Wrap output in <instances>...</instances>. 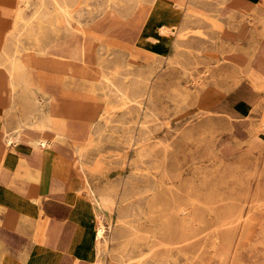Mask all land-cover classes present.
<instances>
[{
  "label": "rangeland",
  "instance_id": "rangeland-1",
  "mask_svg": "<svg viewBox=\"0 0 264 264\" xmlns=\"http://www.w3.org/2000/svg\"><path fill=\"white\" fill-rule=\"evenodd\" d=\"M46 1L30 0L24 9L25 22L15 26L11 41L16 46L3 67L16 69V88L7 90L8 97L2 93L11 104L20 105L9 108V115L33 118L24 119L25 130L49 131L45 135L51 139L50 162L60 150L73 158L81 179L76 190L90 199L97 224L101 218L110 226L100 244L101 263L264 264V87L258 85L264 77L241 71L236 76L239 82L223 86L221 80L228 74H212L213 66L231 62L227 57L235 52L248 59L260 53L254 23L246 21L252 24L246 43L223 42V36L215 42H181L176 55L162 58L143 46L142 34L138 37L155 0ZM229 1L178 0L190 7L214 3L215 13ZM17 5L0 0V43ZM189 12L205 30L219 29L221 34L225 30L222 25L206 24L212 18L208 12L196 8ZM67 25L81 36L84 60L96 66V76H84L81 70L65 74L33 68L50 36L71 39L64 31ZM227 26L237 30L238 21ZM159 29L173 32L174 27ZM262 32L264 42V28ZM192 45L204 48L199 52ZM183 53L193 59L191 66L181 60ZM213 53L223 58L204 60ZM0 73L6 77L4 70ZM229 85L231 89L245 85L258 95L247 115L237 114L231 105L215 106L214 100L201 104L207 88L224 90ZM67 120L74 125L69 123V135H62L58 131ZM132 180L143 197L127 198ZM172 184L176 204L169 191ZM131 207L136 216L128 217ZM133 224L136 230L132 231ZM24 228L33 229L34 221H26ZM152 247L148 258L137 260ZM32 255L22 250V264Z\"/></svg>",
  "mask_w": 264,
  "mask_h": 264
},
{
  "label": "crops",
  "instance_id": "crops-1",
  "mask_svg": "<svg viewBox=\"0 0 264 264\" xmlns=\"http://www.w3.org/2000/svg\"><path fill=\"white\" fill-rule=\"evenodd\" d=\"M7 1L18 3L15 15L22 3L19 0ZM206 5L196 7L194 3L190 7L187 2L179 3L178 0H156L138 34V37L142 34L143 46L162 58H168L177 54L176 48L181 42L208 43L223 36V42L228 39L230 42L246 43L247 28H252V24H246L249 20L254 23L255 42H259L260 53L248 59L246 54L235 52L227 57L231 62H221L213 66L212 74H228L227 79L221 80L223 86L225 83L239 82L240 79L236 76L241 71L247 73L252 70L264 77V73H259V70H264V42L260 36L264 28V0H230L223 3V8L218 13L212 10L214 3L208 2ZM194 8L208 12L212 18H207L209 22L206 24L213 27L222 25L225 29L222 34L219 29L212 32L205 30L198 17L192 18L194 13L189 11ZM237 21V30H231L227 26ZM161 25L173 26L174 30L162 32L159 29ZM14 27L12 19V25L0 43V58L5 59L2 57L4 45L16 37ZM189 30L192 33L188 34ZM195 30L201 33L195 34ZM194 48L200 52L204 47L192 45V49ZM222 58L220 54L213 53L207 54L204 60L210 62L212 59ZM181 60L187 65L194 63L187 53L182 54ZM3 70L6 77L0 73V264H22V250H29L33 254L31 258L25 259L26 264H92L97 222L92 214L90 199L85 192L76 190L81 185V179L73 167L71 155L60 150L50 162L51 155H46L49 148L39 151L32 145L34 138L49 134V131L39 127L26 129L25 140L10 145L5 142V130H12L18 122L29 117V114L13 117L7 112L12 107L20 108V105H13L8 98L4 99L2 91L8 97L7 90H10V86L6 68L0 67V71ZM258 85L264 87V82ZM231 88L230 85L224 90L207 88L205 91L208 94L201 104H211L209 101L214 100L218 101L214 103L215 106L231 105L237 114L247 115L258 95L245 85ZM78 112L81 117V112ZM68 122L74 125V122ZM48 139L51 140L49 137ZM28 219L34 221L33 229L24 228Z\"/></svg>",
  "mask_w": 264,
  "mask_h": 264
},
{
  "label": "bare ground",
  "instance_id": "bare-ground-1",
  "mask_svg": "<svg viewBox=\"0 0 264 264\" xmlns=\"http://www.w3.org/2000/svg\"><path fill=\"white\" fill-rule=\"evenodd\" d=\"M30 0H20V2L23 4V9L21 6V9L18 10V12H16V14L14 15L13 18V24L16 26L19 21H22L24 18V9L27 7V4L29 3ZM39 1V0H38ZM46 1V0H45ZM48 1V0H47ZM46 1V2H47ZM53 1V0H52ZM56 1V0H55ZM63 1V0H62ZM160 1V0H159ZM156 0L153 2L155 3ZM31 3V2H30ZM41 3H43L41 1ZM54 4V3H53ZM42 5V4H41ZM112 5V4H111ZM26 6V7H25ZM40 6V5H39ZM49 6V5H48ZM51 6V5H50ZM53 6V5H52ZM51 6V7H52ZM34 7V6H33ZM42 7V6H41ZM44 7V6H43ZM50 7V8H51ZM176 7V6H175ZM39 9V8H38ZM56 10V9H55ZM70 10V9H69ZM40 11V10H39ZM44 11V10H43ZM56 12V11H55ZM59 12V10H58ZM79 12V11H78ZM36 13V12H35ZM69 13V12H68ZM75 13V12H74ZM73 13V14H74ZM40 14V13H39ZM55 14V13H52ZM60 14V13H59ZM58 14V15H59ZM72 14V17H73ZM36 16H38L37 14H35ZM43 15V14H42ZM57 15V16H58ZM61 15V14H60ZM49 16V15H48ZM66 17V16H65ZM48 18V17H47ZM47 18L45 19L47 21ZM40 19V18H39ZM54 19V18H53ZM44 20V18H43ZM24 21V20H23ZM22 21V22H23ZM31 21V19H30ZM35 21V20H34ZM38 21V20H37ZM56 21V20H55ZM54 21V22H55ZM59 21V20H58ZM25 22V21H24ZM45 22V21H43ZM50 22V21H49ZM52 22V20H51ZM27 23V22H26ZM25 23V24H26ZM72 23V22H71ZM30 24V23H29ZM54 24V23H53ZM59 24V23H56ZM45 25V24H44ZM65 25V24H64ZM42 26V25H41ZM63 26V25H62ZM81 26V25H79ZM55 28V27H54ZM48 29V28H47ZM50 29V28H49ZM13 31H15V27L13 28ZM40 31V30H39ZM42 31V30H41ZM46 31V30H45ZM64 31L68 34H70L71 39L68 40H62V39H55L53 36L49 37V42L48 44L45 45V47L38 51V54H40V56L38 55V57H36V60H34L33 62V68H46L55 72H59V73H65V74H74L77 70H81L83 72L84 76H96V73L98 72L97 69L95 68L96 66L92 65V64H88L85 62L84 58H85V47L82 41L81 36L79 35V33H77L75 30L71 29V26L67 25L66 28L64 29ZM166 32V31H165ZM169 32V31H168ZM171 32V31H170ZM79 35V37L76 39L74 36L75 35ZM55 36V35H54ZM41 37V36H40ZM73 37L75 38V40L73 39ZM20 39V38H19ZM15 44V41L13 43V41L7 42L4 47H3V51H2V57L4 58H0V67L3 68L4 63L6 62V60L8 59L7 57L9 55H11L12 51L14 50L13 47ZM53 49V50H52ZM100 49V48H99ZM103 50V49H102ZM104 51V50H103ZM40 52V53H39ZM48 52H53V54L51 56H47L46 53ZM105 52V51H104ZM103 53V52H102ZM113 57V56H112ZM115 57V56H114ZM7 58V59H6ZM10 58V56H9ZM144 58V57H143ZM24 59V58H23ZM110 59H112L110 57ZM10 61V60H9ZM109 66V65H108ZM114 66V65H113ZM123 66V65H122ZM22 67V66H21ZM107 68V67H106ZM23 69V68H22ZM6 71L8 72V84L10 86V88L13 89L16 88V83L14 81V75L16 73V69L15 68H9L6 69ZM123 71V70H122ZM121 71V72H122ZM100 72V71H99ZM101 74V73H100ZM118 73L115 74V76ZM102 76V75H101ZM121 76V75H120ZM98 77V76H97ZM107 77V76H105ZM102 78V77H100ZM110 78V77H109ZM101 80V79H100ZM99 82V81H98ZM103 81H100V83ZM114 83V81H113ZM99 84V83H98ZM35 90V88H34ZM120 90V89H119ZM141 90V89H140ZM29 91V90H28ZM133 91V90H131ZM108 92V91H107ZM32 93V92H30ZM112 94V91L110 92ZM135 93V92H134ZM102 94V93H101ZM109 94V93H108ZM116 94V93H115ZM114 94V95H115ZM119 94V93H118ZM24 95V94H23ZM28 95V94H27ZM34 95V93H33ZM110 95V94H109ZM124 94H121V96ZM12 97V95H10ZM126 96V95H125ZM128 96V95H127ZM120 97V96H119ZM33 98V97H32ZM126 98V97H125ZM129 98V97H128ZM34 99V98H33ZM39 99V98H38ZM132 100V99H131ZM135 100V99H134ZM132 100V101H134ZM30 101V100H28ZM32 103V102H31ZM38 103V102H37ZM34 106V105H33ZM36 107V106H34ZM41 107V106H40ZM132 107V106H131ZM131 109V108H130ZM140 110V108H139ZM43 111V110H42ZM128 112V111H127ZM37 115V114H35ZM39 115V114H38ZM45 115V114H44ZM32 117V116H31ZM35 117V116H33ZM28 119V118H27ZM27 121V120H26ZM25 120L18 122V124L12 128V130H8V128L5 130L4 132V138H5V142L7 145H10L12 143H17L20 142L22 140H25L24 138V128L27 125V122ZM44 121V120H43ZM69 120L65 121L66 126H63L62 128H60L58 131L59 133H61L62 135H69ZM98 123V122H97ZM41 125V123H40ZM94 127V126H93ZM133 136V135H132ZM30 140V139H29ZM51 140L48 139V137L46 135H40L39 137L34 138V140L32 141V145L38 149L39 151L44 150L49 148ZM53 143V142H52ZM78 149V148H77ZM47 155V154H46ZM75 156V155H74ZM81 160V159H80ZM88 161V160H87ZM76 162V161H75ZM78 162V161H77ZM81 162V161H80ZM89 162V161H88ZM82 165V164H81ZM86 174V173H85ZM87 177V176H86ZM89 178V177H88ZM157 178V177H156ZM87 179V178H86ZM88 180V179H87ZM90 181V180H89ZM128 181V180H127ZM129 182V181H128ZM92 186V185H91ZM92 189V188H91ZM170 193L172 195V201L173 203L176 204V196H175V184L170 185ZM164 191V190H163ZM162 192V189H161ZM142 192H140L138 186L135 185V181H131V184L128 185V187L126 188L125 194L127 195V198L129 199H133L136 196H140L143 197V195L141 194ZM154 193H157V191H154ZM162 197L160 195H158L157 197V201H161ZM135 200V199H134ZM174 208H177V206L175 205ZM108 209V208H107ZM134 209L135 212V208L131 207V209L129 210V214L128 217H133L136 216V213H132L131 210ZM179 210H181V208H177ZM183 209V208H182ZM107 214V213H106ZM135 220V219H133ZM114 223V222H113ZM134 225V224H133ZM131 226L132 231L136 230L135 225ZM116 226V225H115ZM108 226L105 221L103 219L100 218L99 223L97 224L96 230H95V243H94V259H93V264H102L101 263V259H100V244L102 242L103 239L106 238V233L108 231ZM116 228V227H115ZM114 228V229H115ZM119 229V226L117 227ZM132 234H135L134 232H132ZM130 235V233L128 234ZM138 235V234H137ZM153 237V236H152ZM109 238V237H108ZM131 243V242H130ZM137 243V242H136ZM108 244V243H107ZM135 246V245H134ZM96 248V250H95ZM155 248L152 247L146 251H142V253L139 255V260H144L145 258H148L151 253L153 252ZM141 251V250H140ZM26 258V257H25ZM79 260V259H78ZM76 260V262L78 261ZM140 261V262H141ZM136 262V261H135ZM147 262V261H146ZM138 264V263H137Z\"/></svg>",
  "mask_w": 264,
  "mask_h": 264
}]
</instances>
